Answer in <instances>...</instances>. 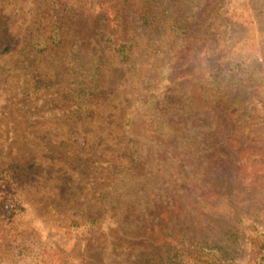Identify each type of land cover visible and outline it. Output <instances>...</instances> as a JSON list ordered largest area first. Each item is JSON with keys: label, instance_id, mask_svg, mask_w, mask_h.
Here are the masks:
<instances>
[{"label": "trees", "instance_id": "trees-1", "mask_svg": "<svg viewBox=\"0 0 264 264\" xmlns=\"http://www.w3.org/2000/svg\"><path fill=\"white\" fill-rule=\"evenodd\" d=\"M11 1L0 0V55L16 45L2 17ZM96 1L111 13L88 25L86 0H37L23 48L34 55L62 49L67 70L55 89L39 72L12 73L14 85L0 95L5 113L16 106L15 116L69 122L99 106L107 50L127 62L136 32L158 22L163 0ZM165 1L172 40L159 79L120 116L121 151L79 157L83 150L69 146L78 180L76 191L68 184L61 194L70 190L65 198L74 202L88 187L84 201L99 209L64 215L66 230L131 246L125 264H264V57H230L223 28L231 27L218 18L232 23L242 13L226 0ZM250 8L252 20L234 22L262 31L263 10ZM25 153L0 158V169L23 188L40 167L38 156ZM0 208V264H22L32 249L11 241L24 237L19 207ZM31 261L68 264L58 249H40Z\"/></svg>", "mask_w": 264, "mask_h": 264}, {"label": "rangeland", "instance_id": "rangeland-1", "mask_svg": "<svg viewBox=\"0 0 264 264\" xmlns=\"http://www.w3.org/2000/svg\"><path fill=\"white\" fill-rule=\"evenodd\" d=\"M226 3L234 7L237 13H242L241 16H233L232 23L218 18V24L231 27L223 28L224 31L228 29L224 35V38L230 39L225 42L227 47H233L230 57L234 61L254 57L262 59L264 22L260 23L263 28L258 32L254 26L248 28L245 23L240 26L234 21L236 19L243 22L250 17L252 20L253 16H249L246 9L252 11L250 7L253 4L264 12V0H226ZM36 4L37 0H12L5 2L2 7V17L9 32L15 37L16 45L10 53L0 55V95L2 90L8 91L14 85L16 78L10 76L15 72H39V77L54 83L51 89L60 85L62 87L67 70L64 51L50 48L44 54L34 55L23 48L22 40L33 24ZM85 6L88 11L85 21L88 25L99 13H111L108 4L101 5L96 0H86ZM167 13L168 5L163 0L158 22L149 31L136 32V44L127 62H118L115 55L107 50L109 59L104 66L99 106L88 118L56 122L48 116L33 119L15 116L18 109L16 106L10 108L7 113L0 108V158H5L9 153L13 156H23L26 150H30L40 159V167L35 170L24 188L16 183L6 169H0V207H19L18 216L22 219L20 227L24 230V237H12L11 241H24L32 249L30 257L22 264H34L31 258L40 249L60 250L68 264L127 262L132 252L131 246L122 242L91 239L80 236L75 230H66L67 220L64 215L74 213L73 217H78V214L85 215L89 211L99 209L93 201H84L85 193L89 192L88 187L83 186L86 192L77 190L78 193L71 196V199H75L74 202L65 198L69 196L70 190L61 194L68 184L76 191L74 186L78 180V177L74 176L77 170L72 166L74 159L67 151L69 146H73L83 150L79 157H85L95 153L96 149L100 150L99 154L110 149H120L123 134L120 116L123 110L136 92L153 85L159 79L164 66L163 49L169 45L166 43L172 40L167 30ZM220 48L221 46L217 50ZM10 114L13 116L10 117ZM2 162L5 161L0 159V163ZM91 165L93 167V164ZM51 201L56 206H50ZM153 230L156 239H160L157 229Z\"/></svg>", "mask_w": 264, "mask_h": 264}]
</instances>
